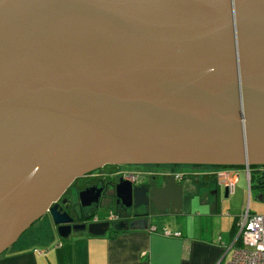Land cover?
Segmentation results:
<instances>
[{"label": "water", "instance_id": "obj_1", "mask_svg": "<svg viewBox=\"0 0 264 264\" xmlns=\"http://www.w3.org/2000/svg\"><path fill=\"white\" fill-rule=\"evenodd\" d=\"M108 164L264 165V0H0V255L44 213L69 238L51 204ZM150 186L115 190L189 211L173 178Z\"/></svg>", "mask_w": 264, "mask_h": 264}, {"label": "crops", "instance_id": "obj_2", "mask_svg": "<svg viewBox=\"0 0 264 264\" xmlns=\"http://www.w3.org/2000/svg\"><path fill=\"white\" fill-rule=\"evenodd\" d=\"M211 185L210 195L223 193L213 179ZM182 191L191 196L187 213L170 208L159 195L150 202L152 214L144 229L123 231L113 238L81 233L65 240L44 229L43 237L36 233L28 243H14L0 255V264H218L229 253L233 226L242 208L223 214L218 200L205 197L200 188L197 191L182 183ZM165 231L170 235L165 236Z\"/></svg>", "mask_w": 264, "mask_h": 264}, {"label": "flooded vegetation", "instance_id": "obj_3", "mask_svg": "<svg viewBox=\"0 0 264 264\" xmlns=\"http://www.w3.org/2000/svg\"><path fill=\"white\" fill-rule=\"evenodd\" d=\"M198 166L208 165H102L91 172L74 178L51 205H57L70 218L71 222L69 226L73 227L76 232L71 233L69 237L86 233V226L88 224L98 222L108 223L106 234L111 231L121 233L131 230L115 231L113 228L118 223L128 225L130 222L140 219L144 220V228H146V220L152 214L150 201L148 200L145 205L138 206L137 208H133L132 202L131 205L126 208L122 205V200L116 195V186L121 181L128 182L132 188L144 186L148 190L146 195L150 197V185L154 184L155 186H159L171 178L174 179V175L178 174L180 175L179 179H174V182L176 185L181 186L182 197H191L182 191V183H187L191 185L194 190L198 191L199 188H205L208 184L211 185L212 181V178L208 175L211 171L201 170ZM175 169L176 171H174ZM90 188L100 190L97 207L95 205L82 207L78 201V193ZM98 207L107 208L109 213H112L116 218L112 221H106L105 219L109 215L108 213L105 219L93 221L94 209ZM172 207L177 206L173 204L170 208ZM42 218H45L44 220L46 221V223L43 222V226H45L47 230H53L55 233V229L51 225L48 214L44 213L37 220H41ZM32 226L33 223L23 230L22 234L31 230Z\"/></svg>", "mask_w": 264, "mask_h": 264}, {"label": "built area", "instance_id": "obj_4", "mask_svg": "<svg viewBox=\"0 0 264 264\" xmlns=\"http://www.w3.org/2000/svg\"><path fill=\"white\" fill-rule=\"evenodd\" d=\"M240 169L245 175L247 196L254 187L258 188L259 200L264 203V166L251 167L245 164ZM251 174L254 175L255 182L251 180ZM208 175L219 188L226 191V195H232L238 180L237 168L219 167ZM179 176L175 174L174 179L178 180ZM115 218L112 213H109L105 220L112 221ZM93 221H98V219L94 218ZM234 225L235 235L227 249L230 254L229 258L223 260L224 256H222L218 264H264V212L262 214L251 213L246 207ZM164 235L169 236L170 233L165 231ZM173 235L178 236V234ZM34 252L37 251L34 250Z\"/></svg>", "mask_w": 264, "mask_h": 264}, {"label": "rangeland", "instance_id": "obj_5", "mask_svg": "<svg viewBox=\"0 0 264 264\" xmlns=\"http://www.w3.org/2000/svg\"><path fill=\"white\" fill-rule=\"evenodd\" d=\"M241 166L242 165L236 167L238 169V181L239 182L236 185L234 192L232 193V195L229 196V198H224V194L221 192H217L216 195H210L209 189L213 186H211L209 184L206 185L205 188H201V191L204 192L205 197L208 196V197H211L212 200H216V199L218 200V202L220 204L221 211L223 214L228 212V210L230 211V213L234 210L240 211L241 208H242L241 211L243 212L246 207H248V210L251 213L262 214L264 212V203L261 201H258L256 199L259 196L260 191L258 188L254 187L252 190H250L249 196H247V194H246V179H245V175H244L243 171H241V169H240ZM250 166L251 167H263L264 165H250ZM198 167L201 170L212 171V170H215L221 166L216 167L214 165H208V166H198ZM174 171H176V169ZM177 172H179V171H177ZM197 209H199V211H200L202 209V207L197 208ZM108 213H109V210L107 208L98 207L97 209L96 208L94 209L93 217L97 218L99 220H102V219H105V217L107 216ZM44 219L45 218H42L41 220L39 219L37 221H34L32 227H35L36 225H39L40 227H38L37 230H36V228L28 230L27 232H25L23 234L21 232L20 235H18V237L16 238L14 243H18L17 245H22V241H24L25 243H28V241L34 240L36 238V233L39 235L38 236L39 238L43 237L44 229L47 231L45 226H43L44 225L43 222L46 223V221ZM225 236H227V235L225 234ZM10 247H8L5 250L6 251L5 253L10 251V249H11ZM20 248H22V246ZM229 255L230 254L228 253L225 260H227L229 258Z\"/></svg>", "mask_w": 264, "mask_h": 264}, {"label": "trees", "instance_id": "obj_6", "mask_svg": "<svg viewBox=\"0 0 264 264\" xmlns=\"http://www.w3.org/2000/svg\"><path fill=\"white\" fill-rule=\"evenodd\" d=\"M221 167H230V168H236V167H238V166H221ZM254 172V171H253ZM251 180L252 181H254L255 180V177H254V175L253 174H251ZM257 180V182H258V179H256ZM255 182V181H254ZM258 183H260V182H258ZM255 185L257 186V184L255 183ZM118 233H120V232H114V231H111V232H109V233H107L106 234V236L108 237V238H113L115 235H117ZM234 235H235V225L233 226V231H232V236L234 237Z\"/></svg>", "mask_w": 264, "mask_h": 264}]
</instances>
